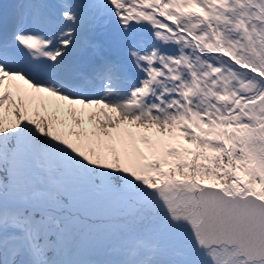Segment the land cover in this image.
Masks as SVG:
<instances>
[{"label": "snow or ice", "instance_id": "obj_1", "mask_svg": "<svg viewBox=\"0 0 264 264\" xmlns=\"http://www.w3.org/2000/svg\"><path fill=\"white\" fill-rule=\"evenodd\" d=\"M0 264H264V0L0 2Z\"/></svg>", "mask_w": 264, "mask_h": 264}, {"label": "rangeland", "instance_id": "obj_2", "mask_svg": "<svg viewBox=\"0 0 264 264\" xmlns=\"http://www.w3.org/2000/svg\"><path fill=\"white\" fill-rule=\"evenodd\" d=\"M90 126V125H89Z\"/></svg>", "mask_w": 264, "mask_h": 264}]
</instances>
